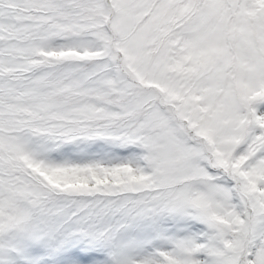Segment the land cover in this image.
<instances>
[{
    "label": "snow or ice",
    "instance_id": "obj_1",
    "mask_svg": "<svg viewBox=\"0 0 264 264\" xmlns=\"http://www.w3.org/2000/svg\"><path fill=\"white\" fill-rule=\"evenodd\" d=\"M0 264H264V0H0Z\"/></svg>",
    "mask_w": 264,
    "mask_h": 264
}]
</instances>
